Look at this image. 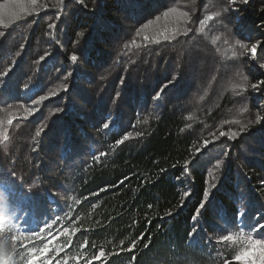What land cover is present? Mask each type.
I'll return each mask as SVG.
<instances>
[{"label":"trees","instance_id":"trees-1","mask_svg":"<svg viewBox=\"0 0 264 264\" xmlns=\"http://www.w3.org/2000/svg\"><path fill=\"white\" fill-rule=\"evenodd\" d=\"M11 5L0 264H264V0Z\"/></svg>","mask_w":264,"mask_h":264},{"label":"rangeland","instance_id":"rangeland-1","mask_svg":"<svg viewBox=\"0 0 264 264\" xmlns=\"http://www.w3.org/2000/svg\"><path fill=\"white\" fill-rule=\"evenodd\" d=\"M14 1V0H13ZM13 1H10L9 3H4V4H2V6H4V7H6V9L5 8H2L1 9V7H0V16L2 15V13H3V11H4V9L6 10V11H8V10H11L12 9V6H14V5H11L10 7H9V4H11V2H13ZM246 3V2H245ZM236 11H239V10H236ZM239 22L241 21V19H237Z\"/></svg>","mask_w":264,"mask_h":264}]
</instances>
